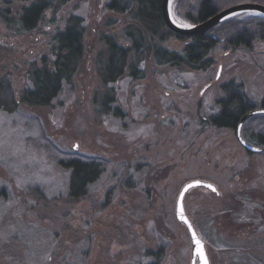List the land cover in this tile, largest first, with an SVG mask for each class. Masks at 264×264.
<instances>
[{
	"label": "rangeland",
	"instance_id": "rangeland-1",
	"mask_svg": "<svg viewBox=\"0 0 264 264\" xmlns=\"http://www.w3.org/2000/svg\"><path fill=\"white\" fill-rule=\"evenodd\" d=\"M4 1L16 19L35 0H0V9ZM108 1L65 0L29 33L0 18V79L8 78L15 94L27 85L31 64L51 62V37L66 20L78 16L84 27L81 64L52 105L0 111V264H189L190 240L174 207L180 188L196 179L220 192L194 188L184 197L209 264H264V152H245L234 131L207 122L229 81L242 85L252 110L261 108L264 42L235 50L220 43L206 71L157 67L148 58L143 80L124 75L109 86L119 115H103L99 36L123 43L130 23L128 15L108 11ZM71 158L100 160L105 168L75 201L67 197L69 172L60 166Z\"/></svg>",
	"mask_w": 264,
	"mask_h": 264
},
{
	"label": "trees",
	"instance_id": "trees-1",
	"mask_svg": "<svg viewBox=\"0 0 264 264\" xmlns=\"http://www.w3.org/2000/svg\"><path fill=\"white\" fill-rule=\"evenodd\" d=\"M65 0H35L22 8L16 19L10 17L4 1L0 9V18L6 27H15L18 32L29 33L35 30L43 19L44 13L54 12ZM161 0H109L106 9L119 15H128L130 23L122 29L123 43L110 35H100L99 40L104 51L97 54L96 72L105 92L98 102L100 113L118 116L119 109L110 106L109 86L124 75L132 81L145 78L142 63L151 58L157 67H185L195 71H206L214 65L211 52L220 43L229 49L250 48L255 41L264 42V17L252 13L232 16L207 31L203 36L184 37L168 30L160 11ZM258 4L264 6V0H173L171 16L183 22L182 25L195 26L217 13L239 4ZM177 41L182 45L178 49L164 46L168 41ZM83 19L71 16L62 30H57L51 37V62L40 60V66L31 64L25 76L27 85L18 94L12 88L8 78L0 79V111L11 114L23 104L32 108L50 107L75 76L84 55ZM223 98L218 100L219 112L207 122L217 129L234 131L240 118L252 110L242 85L233 81L220 86ZM264 109V95L261 101ZM258 121V130H243L252 122ZM246 132V133H245ZM241 136L254 141L264 148V115L248 118L242 128ZM251 154V153H250ZM254 154V153H252ZM264 154V153H263ZM60 166L69 172L67 197L79 200L87 196L89 187L96 183L104 173L100 160L68 159Z\"/></svg>",
	"mask_w": 264,
	"mask_h": 264
},
{
	"label": "water",
	"instance_id": "water-1",
	"mask_svg": "<svg viewBox=\"0 0 264 264\" xmlns=\"http://www.w3.org/2000/svg\"><path fill=\"white\" fill-rule=\"evenodd\" d=\"M160 11H161V17L165 24V26L170 30L171 32L178 34L180 36L184 37H194V36H203L207 31H209L211 28L219 24L220 22L241 14V13H253L256 15H260L264 17V6L258 5V4H240L236 6H232L230 8H227L225 10H222L221 12L217 13L216 15L210 17L209 19L205 20L204 22H201L195 26H182L178 24L171 16V0H161L160 2ZM255 115H264V109H257V110H251L244 114L234 131L235 137L237 142L240 144V146L248 153H263L264 148H258L249 145L247 142H245L241 136V128L243 123L250 117ZM77 148L76 145L73 146V149L75 150ZM191 185L192 187H189ZM211 186V187H209ZM194 188H200L205 189L211 193H213L215 196H220V192L218 191L217 187L208 181L203 180H191L186 182L179 190L176 200H175V207H174V218L178 224H181L185 227L190 244H191V251H190V259L189 264H204L205 259L207 260V264H209V260L206 254L205 249V243L203 240L198 236L196 230L194 229L191 221L189 220L188 216L186 215L185 209H184V197L188 193L189 190ZM215 188L216 191H213L212 189ZM187 189V191H185ZM183 218H182V215ZM187 221V222H185ZM190 226V227H189ZM195 234V238L193 236ZM196 240L200 241V245L196 243ZM202 245V248H201ZM202 251L203 255H200L199 253Z\"/></svg>",
	"mask_w": 264,
	"mask_h": 264
},
{
	"label": "snow or ice",
	"instance_id": "snow-or-ice-1",
	"mask_svg": "<svg viewBox=\"0 0 264 264\" xmlns=\"http://www.w3.org/2000/svg\"><path fill=\"white\" fill-rule=\"evenodd\" d=\"M185 27H188V25H184ZM189 187H192L191 185H189ZM209 187H211V186H209ZM213 191H216V189L215 188H213L212 189ZM185 191H187V189H185ZM181 215H182V213H181ZM182 218H183V215H182ZM185 222H187V221H185ZM190 227V226H189ZM193 236H194V238H195V234H193ZM196 243L198 244V245H200V241L199 240H196ZM201 248H202V245H201ZM200 255H203V253H202V251L199 253ZM204 264H207V260L205 259V261H204Z\"/></svg>",
	"mask_w": 264,
	"mask_h": 264
},
{
	"label": "flooded vegetation",
	"instance_id": "flooded-vegetation-1",
	"mask_svg": "<svg viewBox=\"0 0 264 264\" xmlns=\"http://www.w3.org/2000/svg\"><path fill=\"white\" fill-rule=\"evenodd\" d=\"M261 109V108H260ZM263 109V108H262ZM251 111V110H250ZM249 112V111H248ZM244 124V123H243ZM243 126V125H242ZM235 131V130H234ZM244 140V139H243ZM245 141V140H244ZM246 142V141H245ZM246 152V151H245ZM248 153V152H247Z\"/></svg>",
	"mask_w": 264,
	"mask_h": 264
}]
</instances>
